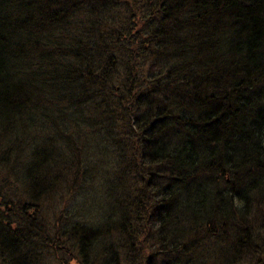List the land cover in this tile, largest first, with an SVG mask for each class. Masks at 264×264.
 Wrapping results in <instances>:
<instances>
[{"label": "trees", "instance_id": "obj_1", "mask_svg": "<svg viewBox=\"0 0 264 264\" xmlns=\"http://www.w3.org/2000/svg\"><path fill=\"white\" fill-rule=\"evenodd\" d=\"M32 129L52 140L20 143ZM109 138L134 195L123 175L102 203L75 193L50 232L43 202L64 194L63 167L90 175L87 144ZM5 143L0 264H50L43 242L70 239L77 264H264V176L241 180L264 173V0H0Z\"/></svg>", "mask_w": 264, "mask_h": 264}, {"label": "rangeland", "instance_id": "obj_2", "mask_svg": "<svg viewBox=\"0 0 264 264\" xmlns=\"http://www.w3.org/2000/svg\"><path fill=\"white\" fill-rule=\"evenodd\" d=\"M68 127L69 128L64 129V135L66 138L71 137V139H72L73 134L75 133V130L73 131V128H71V126H68ZM114 130H116V128H114ZM34 134L38 137L36 138V141H33V142L40 143V142H44L46 140H52L49 131H41V130L32 129L31 131H29L25 134V136L22 138L20 143L31 142V137ZM78 135L76 136V140L73 141V143L80 146L82 144L83 140L80 138L81 136H78ZM113 136H116L115 132L113 133ZM85 138L86 139L88 138L87 134H85ZM110 138L107 141V143L103 144V143L99 142V144H98L99 146H97L93 143L87 144V147H89L92 144V146H91L92 147V153H90V151H89V153L87 152V154L85 155V164H87L90 168V170L88 171L90 173V175L86 174V177H85V175L79 176L77 174L76 177L74 176L75 169L79 166V160L78 159H75L72 162V168L70 170H69V168L67 169V168L63 167L65 177L63 179L64 182H62V184H60L61 187L59 189L62 190L64 192V194L61 196L59 193H57L53 197L52 195H54V193L51 192L52 195H49L47 197V199H45L43 202V208H42L43 216H44L45 221H47L49 224H51V226L49 227V225L46 223L48 225V228L50 229L49 230L50 232H54V228L57 226V220L55 219L56 215H54V214L55 213L57 214L61 210L62 207L66 206L67 202L71 201V199L73 198L75 193H76V195L80 196V202L82 200L89 201L90 198L94 199V202H95L96 197H97V201L102 203L106 200L107 192L109 190H111L110 193H113V191L115 192V189L117 188V185H115L116 183L119 182V184H120L118 186V190H122L124 188H130L133 185L132 182H129V180L132 179V176L124 175L125 173L121 174L122 170L118 166L117 159H116L117 147H116V144H114ZM94 142H96L95 137H94ZM6 146H9V145L7 143L0 144V150L2 151V149L5 148ZM56 146H57V143H56ZM11 149H12V152H11L12 157L15 156L16 154H18L19 150H20V148L17 146V144L12 145ZM59 150L62 152L61 158H62V156H66V157L69 156L68 154L71 152V151H67V149H64L63 146H61V148ZM130 158H129V162L131 163V169L133 171H135L136 173H139L140 169H138L137 163H134V165H133V160H131ZM126 163H127V160H126ZM212 167L214 168V166H212ZM121 175H123L126 178V182H129V184L126 185L124 188H122V183H121L120 179L118 178V180H117V177H121ZM228 175H229V173H228ZM203 176H204V179L206 180V182L213 179L214 181L218 180V183H219V185L221 184V186H222V184H224L223 179L222 180L218 179L220 176H219V174H217V170L213 169V170L209 171L208 173L204 174ZM263 176H264V173H262V172H261V175H260V173L259 174L244 173V174H242L241 180H243V181L246 180V182L250 186L249 188L251 191L252 187H254L256 183H259L260 179ZM228 177L230 178V175ZM83 179H87L88 182L84 181ZM91 179H93V180L91 182H89ZM210 183L213 184V182H210ZM86 186H87V189L84 190L83 188ZM135 190L136 189H134V186H132L128 190L127 195L130 196L131 192H133V195H134ZM246 190H247V188H246ZM147 191L150 192L149 188H147ZM70 193L72 195H70ZM110 196H111V194H110ZM135 197H137V194ZM37 202L35 203V207L33 208V210L35 211V213L36 212L40 213L41 205H40L39 198L37 199ZM57 202H58V204H57ZM103 208H105V207H103ZM109 209H111V205H110ZM258 219H259V217H257L256 222L258 221ZM43 233L46 234V231ZM167 233L168 232H166V234ZM252 234L253 233H251L250 235H252ZM77 235H78V233H77ZM258 244H260V242H258L257 244L255 243L253 245L256 248H259ZM41 246H42V243H41ZM64 246H65L66 250H63L60 247H57L56 244L54 247V246H50L49 243L43 242V247H44V251H45L44 257H46V259L50 262V264H61L60 259H63V258H65L66 260L63 259L64 263L62 262V264H77V263H79V261H81V258H82V255L80 253L82 250H80L79 242L70 239L69 242H64ZM92 253L93 254L90 256L89 259L92 262H95V256L96 255L94 254V252H92ZM192 253L195 254L196 252H192ZM96 254H98V253H96ZM167 255H168L167 252L163 254L162 260H161V261H163L162 264H169L170 262L173 261L172 258L164 259ZM243 255L245 256V254H243ZM177 256H181V254H178ZM205 257L209 258L211 261V258L213 257V255L210 254L209 252H204V254L202 252H198L196 254L195 258H194V256H192L190 258L191 262L189 264H209V263H206V261H204ZM88 263H91V262L88 260ZM152 264H160V262H158L157 260H154L152 262ZM183 264H186V260L183 261Z\"/></svg>", "mask_w": 264, "mask_h": 264}, {"label": "bare ground", "instance_id": "obj_3", "mask_svg": "<svg viewBox=\"0 0 264 264\" xmlns=\"http://www.w3.org/2000/svg\"><path fill=\"white\" fill-rule=\"evenodd\" d=\"M83 150V152H85L86 151V147H84V148H82ZM80 153V155H81V151L79 152Z\"/></svg>", "mask_w": 264, "mask_h": 264}]
</instances>
